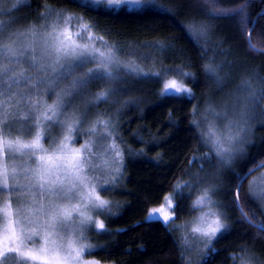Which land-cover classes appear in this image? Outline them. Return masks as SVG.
<instances>
[{
  "label": "snow or ice",
  "instance_id": "obj_1",
  "mask_svg": "<svg viewBox=\"0 0 264 264\" xmlns=\"http://www.w3.org/2000/svg\"><path fill=\"white\" fill-rule=\"evenodd\" d=\"M71 2L86 12L105 14L122 9L163 10L196 47L204 61L202 73L219 90L233 78L225 69H233L236 64L226 58L217 61L215 53L227 52L219 49L224 41L217 38L212 21L237 17L249 37L248 47L256 49L250 37L257 21L249 20L247 3L224 8L219 6L220 0H203L205 16L209 18L183 21L178 16L190 5L182 0ZM3 3L0 0V11L8 18L0 19V264H102L89 258L103 246L93 244L88 233L108 231L100 216L113 214V202L102 192L122 177L124 151L116 142V125L111 118L98 113L89 121L88 112L81 111L75 100L96 82L106 87L92 93L88 104L107 103L111 95L128 90L116 85L130 82L129 78H160L161 96L184 94L191 100L195 94L184 79L195 82V74L184 66L157 69L154 62L152 68H145L134 59H123L120 49L97 34L96 25L84 13L45 4L37 17L39 23L18 28L14 27L17 18L11 13L21 0H16L11 9H3ZM249 23L253 24L252 31L247 28ZM153 46L161 51L173 47L166 42ZM209 52L214 55L208 56ZM256 79L259 84H254L252 78L241 79V95L233 103L232 116L227 106L220 112L211 103L206 104L205 113L222 118L223 126L204 115L202 128L196 118L199 109L193 106L190 124L199 132L201 146L209 151L193 156L192 161L201 162V172L205 171V163L216 172L204 177L197 172L188 180L177 179L173 185L175 195L169 193L159 207L148 210V221L159 220L181 230L178 240L182 264H207L210 254L218 251L214 243L231 230L230 216L216 196L221 191V169H230L245 151L250 114L257 106L264 109V77ZM49 95L53 96L51 102ZM53 128L59 131L53 134ZM103 140L110 143L101 146L99 141ZM99 147L104 150L98 151ZM235 175L239 184L232 192L242 217L239 222L248 223L264 235V219H253L256 213L249 216L240 203L246 174ZM249 193L260 200L264 212V188L257 190L255 183L249 182ZM185 195L191 201L190 208L198 214L176 225L180 205L175 198L183 200ZM231 259L237 264H264V259L246 247Z\"/></svg>",
  "mask_w": 264,
  "mask_h": 264
},
{
  "label": "trees",
  "instance_id": "obj_2",
  "mask_svg": "<svg viewBox=\"0 0 264 264\" xmlns=\"http://www.w3.org/2000/svg\"><path fill=\"white\" fill-rule=\"evenodd\" d=\"M164 2L167 3L168 0ZM182 2L190 6L183 9V14L178 16L179 20L209 18L205 16L203 0ZM242 3H247L249 20L257 21L251 42L257 49L264 50V0H220L219 6L235 8ZM45 4L84 13L96 25L97 34L115 44L123 57L140 61L147 68H152L154 62L157 69L184 66L195 74V82L192 78L184 79L192 88L194 99L189 100L184 94L177 96L167 93L161 96L160 78L135 81L129 78L130 82L116 85L118 88H127V91L111 95L107 103L90 105L88 111L89 121L98 113L117 120L116 142L124 151L125 159L122 177L117 179L115 185L102 192L103 196L113 202V214L101 216L108 230L106 233L90 232L91 242L103 246L90 257L110 264H182L178 240L181 233L178 228L174 225L165 226L159 220H145V216L149 209L163 203L164 196L169 193L175 195L173 185L177 179L188 180L197 172L201 177L216 172L207 163L205 171L201 172V162L192 161L193 156H202L209 149L201 146L199 132L190 124L193 119L191 110L194 105L197 106L199 112L196 118H199L209 100L217 92L225 91V88L219 90L213 82L206 80L201 71L204 61L199 58L196 47L185 38L175 21L170 22L166 18L161 9H134L131 12L122 9L105 14L86 12L71 0H24L21 8L32 19L43 12ZM212 23L216 26L217 38L224 41L219 49L227 52V55L221 51L215 53L217 61L226 58L235 62L236 67L231 69L235 83L240 79L241 70L242 79L252 78L254 84H259L260 81L256 78L264 77V52L248 47V36L243 32L238 18H220ZM252 26L249 23L247 28L250 30ZM173 37L177 39H171ZM157 42L171 43L173 47L161 51L153 46ZM212 55L214 53H208V56ZM101 87L106 85L96 82L90 85L85 93L89 95L88 100ZM252 113L256 123L254 137L245 145L244 153L233 161L230 169H221L219 202L225 206L230 216L228 223L231 230L214 243L213 247L218 251L214 255L210 254L207 264H237L231 257L238 255L245 247L264 259V235H259L258 230L248 223L239 222L242 217L233 202L232 192L239 182L235 174H245L264 161V109L257 106ZM141 150L142 154H138ZM251 176L244 181L241 205L249 216L256 213L253 219H264L260 204L249 193L248 182ZM187 191L186 189L185 194ZM175 202L180 205L176 211L175 224L189 221L197 214L190 208L191 201L186 195L183 200L176 196Z\"/></svg>",
  "mask_w": 264,
  "mask_h": 264
},
{
  "label": "rangeland",
  "instance_id": "obj_3",
  "mask_svg": "<svg viewBox=\"0 0 264 264\" xmlns=\"http://www.w3.org/2000/svg\"><path fill=\"white\" fill-rule=\"evenodd\" d=\"M23 1L24 0H21V3L11 13V15L13 17L17 18L16 24L14 25V27L22 28V27L28 25L29 23H33V22L39 23L40 22V21H37V17L29 19V17H27L25 15V13H23V10L21 8L22 5H23ZM164 1L165 0H163V2ZM15 2H16V0H4V3L2 5V7H3V9H11ZM44 10H45V8H44ZM7 18H8V16L3 11H0V19L6 20ZM121 57L123 59H129V58H126V57H123V56H121ZM135 61L140 63V61H137V60H135ZM140 64L145 66L144 63H140ZM145 68H147V67L145 66ZM225 70L231 72V69L226 68ZM242 75H243V71L239 70V78L240 79L243 78ZM240 79L236 83H235V79L229 80L228 84H227V87L225 88V91H223L222 93L221 92L220 93L217 92V95H215L217 97H215V96L212 97L209 100L208 103H211L212 105H214L215 108L218 111H220V112H223L225 106H227L228 114H229V116H232L233 103H234L236 97L238 95H241V93H240V91L238 89V85H239V83L241 81ZM233 81H234V84L232 83ZM65 83H67V81H65ZM62 86L63 85H60V87H62ZM57 90H59V88ZM172 94H174V93H172ZM88 96L89 95L84 94L82 97H77V99L75 100V104L79 107V109L81 111H87V112L89 111L90 105L88 104V101H89L88 100V98H89ZM52 99H53V96L49 95V97H48L49 102H51ZM87 108H88V110H86ZM204 115H207V118H208L209 121H214V122L220 124L221 126H223L224 120L222 118H217V117L213 116L211 112L205 113V109H203L201 111V113H200L199 118H197L198 120L201 121V127L202 128L205 127V122H204V119H203ZM250 115H251V119L249 120V124H248L250 131L248 133H246V144L254 137V128H255V124H256V123H254L253 113H251ZM108 117H110L112 122L116 125V127L114 129V135H116L117 134V124H118L117 120L115 118L111 117V116H108V115L104 116V118H108ZM58 131H59V129L53 128V134H55ZM85 138H88V137H85ZM99 143L102 146V145H106V144L110 143V141L103 140V141H99ZM97 150L98 151H103L104 149H103V147H99ZM236 160H238V158H236L234 161H236ZM104 175L106 176L107 173H105ZM249 182H254L257 190H259L260 188H264V169L262 171H260L259 173H256V174L252 175L250 180H249ZM249 182H248V188H249ZM252 196L261 206L260 200L256 196H254V195H252ZM216 199L218 201L221 199L219 193L217 194ZM155 207H159V206H155ZM147 214L145 216V220H147L146 219L147 218ZM100 218L102 219L101 216H100ZM176 225H178V224H176ZM172 227H173V225H172ZM178 230L181 233V230L180 229H178ZM88 235L90 236V232L88 233ZM191 255L193 256V258H195V254L194 253H192ZM89 258H91V257H89ZM102 264H110V263H103L102 262Z\"/></svg>",
  "mask_w": 264,
  "mask_h": 264
},
{
  "label": "water",
  "instance_id": "obj_4",
  "mask_svg": "<svg viewBox=\"0 0 264 264\" xmlns=\"http://www.w3.org/2000/svg\"><path fill=\"white\" fill-rule=\"evenodd\" d=\"M256 20V19H255ZM252 29H253V26L250 28V30L249 31H252ZM250 39H251V37H250ZM248 41H249V37H248ZM254 50H257V48L256 49H254ZM262 168H264V161H262V162H260L259 164H257L256 166H254L253 168H251V172L249 173V170L245 173L246 174V179L248 178V177H250L252 174H254V173H256L257 171H259V170H261ZM245 179V180H246ZM244 180V181H245ZM238 184H239V182H238ZM237 184V185H238ZM240 203H241V200H240Z\"/></svg>",
  "mask_w": 264,
  "mask_h": 264
}]
</instances>
